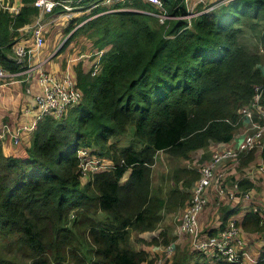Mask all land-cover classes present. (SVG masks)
Masks as SVG:
<instances>
[{"label": "trees", "instance_id": "1", "mask_svg": "<svg viewBox=\"0 0 264 264\" xmlns=\"http://www.w3.org/2000/svg\"><path fill=\"white\" fill-rule=\"evenodd\" d=\"M35 1L22 0L16 15L0 8V66L9 72L27 67L12 54L20 29L39 16ZM94 1L101 0L84 4ZM162 1L171 17L165 23L144 0L101 4L94 17L70 20L64 49L78 38L104 54L96 73L76 66L82 98L75 106L43 117L14 154L0 143V264H142L150 255L135 247L133 234L156 230L165 208L185 207L201 176L199 167L180 165L155 184L159 154L180 161L204 150L207 161L213 145L241 131V109L257 86L264 107V0H217L191 23L186 0ZM247 29L254 37L246 42ZM124 136L129 145L120 147ZM260 143L240 154V169L264 163V135ZM81 148L111 168L83 183ZM248 179L240 188L252 192ZM221 211L219 229L204 236L218 235L238 212ZM242 228L264 233V215L250 210ZM165 264L239 263L175 247Z\"/></svg>", "mask_w": 264, "mask_h": 264}, {"label": "built area", "instance_id": "2", "mask_svg": "<svg viewBox=\"0 0 264 264\" xmlns=\"http://www.w3.org/2000/svg\"><path fill=\"white\" fill-rule=\"evenodd\" d=\"M85 0H36L35 6L39 8V16L36 22L29 27L24 28L26 33H31L33 39V46L28 47L24 42L23 36L16 41L13 49V58L16 62L22 66L27 67L19 72H9L3 66H0V89L7 87L17 81L28 82L30 62L32 55L42 48L46 42V33L44 25L41 22V17L47 13L55 12V9L61 7L62 13L66 18L72 19L75 17L77 11H81V8H88V11L92 12L93 9L99 7L104 3H111L113 0H101L94 1L90 4H84ZM150 2L154 6L159 8V12L156 13L160 23L171 18L164 8L162 0H144ZM22 5L17 3L6 2L0 0V8L8 10L13 15H16L21 10ZM214 7H206L205 10L209 11ZM103 13V12H102ZM188 15L184 16L191 23V18L200 13H193L188 10ZM95 16V15H94ZM93 16V17H94ZM104 54V50H94L91 54H85L88 58L94 56V60L91 63L92 73H96L99 70L101 57ZM39 82L42 86V92L31 98V102L21 112L19 117V126L15 131H10L7 126H4V130L0 132V138L4 137L5 132H11L13 140L20 143L22 137L25 134L33 132L38 122L45 116L51 115L55 118L61 117L69 107L75 106L82 98V92L78 87L77 78L74 73L68 69L67 73L59 78L51 73L41 72L39 76ZM255 95L251 103L244 106L241 109V116L243 120L247 121V129L244 131L243 137L239 138L236 135L230 142L220 143L213 145L212 157L209 161H206L202 165L201 173L202 178L197 181L191 190L192 199L189 205L183 210V215L180 224V232L188 235H194L195 240L193 246L198 250H205L209 253L222 257L223 259L233 263L243 264H256L263 260L254 258L253 254L248 250L240 249L236 247V242L240 239L241 228L235 220H230L227 227L222 230L218 235L204 236L201 235L200 229V216L206 206L209 204L207 190L210 187L211 180L217 177L220 180L223 177V172H220L222 164L231 159L237 160L242 152L249 151L251 149L261 146V139L264 135V107L261 104V87H255ZM26 92L30 93L31 89H26ZM240 133V132H239ZM80 158V167L82 170V177L88 178L100 171L107 170L112 164L106 163L103 165L102 159L96 157L87 149H81L78 154ZM264 174V163L258 165ZM89 178V179H90ZM220 195H228L231 198H235L241 194L245 198H251L249 191L243 193L239 190L238 184H234L231 188L226 189L223 185L219 186ZM255 211L257 209L255 208ZM175 245L170 244L167 247V251L173 253Z\"/></svg>", "mask_w": 264, "mask_h": 264}, {"label": "crops", "instance_id": "3", "mask_svg": "<svg viewBox=\"0 0 264 264\" xmlns=\"http://www.w3.org/2000/svg\"><path fill=\"white\" fill-rule=\"evenodd\" d=\"M121 1H125V0H113L111 3H104L103 5H106V7L112 9L115 4H117ZM215 1H217V0H214V1L209 0L208 2H205V0H186V4H187L188 10L193 11V13H201V11L205 10L206 7H208L210 4L214 3ZM15 3L21 4V5L23 4L22 0H16ZM81 9H82L81 11H79V10L77 11L75 16H78L79 14H83V13L86 14V12L88 11V8H81ZM61 11H62V9H61V7H59L55 10V12L44 14L41 17V22L44 25V29L46 31L45 32L46 33V42L42 48L37 50L32 55L31 62H30L31 71L29 72V81L28 82L17 81L16 83H13L7 87H3L2 89H0V132H2L4 130V126H7L11 132L15 131L14 129H16L19 126V123H20L19 117L21 116V112L23 111V109L29 105V103L31 102L30 101L31 98H33L35 95H38L42 92V86L39 82V76H40L41 72L51 73L52 75H55V76L61 78L67 73V71L69 69L74 73L75 77L77 78L76 66L79 65V63H82L83 69L85 71H89V69L91 67L90 59L94 56H92L88 59L84 58L85 61L80 60L77 62V60L82 55L85 54V53H82L81 49H80L79 42L81 43V40H79L78 38L75 40H72L69 43V45L64 49V45L69 40V39H67V36H68L67 28L68 27H66L64 34H63V36H66V37H64L63 41L60 43L62 45L63 50L62 49L59 50L60 49L59 48L58 50H55L53 53L47 52V45H48L47 33H48V30L46 27L52 23L59 24L58 23L59 20L64 19L63 18L64 15L60 13ZM65 20H67V19H65ZM35 22H36V20L34 21V23ZM67 22L69 23V21H67ZM31 25L22 27L20 29V31L22 32L21 35L23 36L24 42L26 43V45L28 47L33 46V39H32L31 33H28V32L26 33V30H24V28L29 27ZM71 46H73L72 49H73L74 53H72L71 51L65 53V50ZM85 48H87V50H85V51H89L93 47H92V44L91 43L89 44V41H87V42H85ZM48 62H52V66L49 69L46 68V65L48 64ZM29 88L31 89L30 93L26 92V89L28 90ZM243 121H244L243 127H242L240 133L237 134L239 138L243 137L244 131L248 127L247 121L245 119ZM11 132H5L4 137L0 138L1 146L7 154H14L18 150V145H16L14 143L13 138L11 136ZM24 140H26V137H24ZM28 143L29 142L27 141V144ZM212 150H213V148L210 149V151H212ZM198 151L202 152L203 154L205 153L204 150H198ZM235 167H237L235 164V161H233L231 159L226 160L222 164V166L220 167V172H223V177L221 178L223 181V187H225L226 189H229L234 184H238L239 190L243 193H246L249 190L243 191L240 188V183H241L242 179H244V178L248 179L249 177H247L246 175H241L239 173L237 175ZM128 176H129V173L126 174V177H128ZM248 180H250V179H248ZM224 181L226 182L225 184H224ZM263 183H264V178H263ZM255 186H256V183H254V187ZM212 188H215V189H211L207 195L208 200H209V204H210V202H212V196L215 195L216 197H218V208L219 209H220L219 205L223 204L225 206L227 204V206L229 208H235L238 210V212L236 214L232 215L229 218L226 225L228 224V222L230 220L236 221V223L241 228L240 239L238 242H236V247L240 248V249L248 250L250 253H252L251 250L254 248H253V245H251L250 243L255 238V237H253L254 234H257V233H252V236H250V234H251L250 232L243 230L242 220H243L244 216L246 215V213L249 212L252 208V205H253L252 204L253 203L252 198L254 196L253 195L254 192L252 193L249 191L251 194V198H249V199L245 198L244 196H241V194L235 198H231L228 195H223V196L220 195L219 191H218L219 187L217 188V186H212ZM212 191H215V192H212ZM172 207L164 209L162 220H164L166 213H177L178 211L182 210L181 211V214H182L183 210L185 209V207H183L181 205L175 206L176 208H172ZM200 222H201V227H203L206 223V219H205L204 214L201 216ZM161 223H162V221H161ZM161 223H160V225H161ZM221 224H222V218H221V215H218L216 217V220H215V225L211 226L210 228L211 229H213V228L219 229ZM160 225L158 226V228L160 227ZM158 228L156 230H158ZM259 242L260 241H258L257 244ZM256 248H260L259 250L256 251L258 254V258H260L261 254L264 253V242L263 243L260 242Z\"/></svg>", "mask_w": 264, "mask_h": 264}, {"label": "rangeland", "instance_id": "4", "mask_svg": "<svg viewBox=\"0 0 264 264\" xmlns=\"http://www.w3.org/2000/svg\"><path fill=\"white\" fill-rule=\"evenodd\" d=\"M208 1L209 0H205V2H208ZM212 1H214V0H212ZM60 13H62V12H60ZM84 15L92 16L93 14H92V12L87 11L86 14H84ZM63 18L64 19L59 20V22H58L59 24L52 23L46 27L48 30V33H47V42H48L47 52L48 53H53L55 50H58L59 48H60L59 50L62 49V45L60 43L63 41L64 37H66V36H63L66 27H68L70 25V19L66 18L65 16H63ZM65 19H67V20H65ZM67 21H69V23ZM263 27H264V23L262 22L259 25V29H261V34H259V35H262V28ZM251 34H252V31L247 29L246 34H245V41L246 42H247L248 37H254L253 34L252 35ZM69 36L70 35L67 36V39H69ZM85 42H87V41H85ZM85 42L83 41V39L81 40V43L79 42L81 52L85 53V54H91L95 50L94 49L95 47L92 46L93 47L91 49L92 51L91 50L85 51V50H87V48H85ZM89 42L91 43V41H89ZM262 46H264V44H262ZM72 47L73 46L68 47L65 50V53H67L69 51L74 53ZM13 56L14 55L12 54V57ZM84 58L88 59L87 56L82 55L77 60V62L80 60L85 61ZM93 60H94V57H92L90 59V62L92 63ZM51 66H52V62H48V64L46 65V68L49 69V68H51ZM131 132H133V130ZM23 140H24V136L22 137V140L19 144H21ZM129 142H130L129 139L126 138V136L120 137V141H119L118 145L120 147L128 146ZM14 143L16 145H18L17 142L14 141ZM81 149H87L92 154H94L96 157L102 159L104 166L106 165V163H110L109 160H107L106 158H101L99 156V154L96 151L92 150L91 148H89V149L88 148H81ZM81 149L78 150V154H79V151ZM210 152L212 155V151H210ZM204 155H205V153L203 154L202 152L197 151V152H194L192 154L190 159L179 161V160H175V159L170 158L166 153H160L158 156L156 165L154 166V173H153L154 183L158 184V182L162 179L161 177H163V175L168 174V171L170 169L173 170L175 167H178L180 165L199 167L200 172H201L202 165L206 163L205 160L202 161ZM211 157H210V159H211ZM209 160H207V161H209ZM238 160H239V157L237 158V160H235V164L237 166V167H235V170L237 172L236 174L238 175V173H239L241 175H246L247 177H249V179H251L254 183H256V186L254 188H252V193L254 192V194H253L254 196L252 198V202H253L252 204L253 205H252L251 210H253L254 212H260L264 215L263 171L258 166L261 161L259 162V160L256 159L248 167L240 169ZM110 168H111V166L109 168H107V170ZM202 176L203 175L201 173L199 180L202 178ZM89 178L90 177H88V178L82 177L83 183L88 182ZM127 178L128 177H126V179ZM199 180H197V181H199ZM212 186H217V188L220 186V180H218L217 177L214 178L213 181L211 180L210 187L207 190V195L211 189H215V188H212ZM212 192H215V191H212ZM191 199H192V193H191ZM190 200L186 205H189ZM219 206L221 207L220 209L218 208V197L213 195L212 196V202H210V204H208L206 206V208L204 209V211L201 214V216L204 214L205 219H206V223L203 227H201V222H200L199 231L202 229L201 235H206L209 232V231H207V229H211L210 227L215 225L216 217L218 215H221V212H222L221 209L224 207L223 204L219 205ZM225 206H227V204ZM255 208L257 209V211H255ZM181 211L182 210L178 211L177 213H166L165 218H164V220H162V223H161L160 227L158 228V230L139 232V233L133 234V241H134L135 247L139 250L147 251L150 255L149 259L144 261L142 264H165V262L169 258H171V256H173V254L175 253V250L173 251V253H170L167 251V247L170 244L176 245L175 246L176 248L177 247L178 248L184 247V248H188V249L189 248L193 249V247H194L193 242L195 240V236L180 232L181 219H182V215L184 213V212H182V214H181ZM201 216H200V220H201ZM243 230H244V228H243ZM250 236H252V232H251ZM253 237H255V238H254V240L251 241L250 244L253 245L254 249H252L251 251H252L254 258H258V254L256 251L259 250L260 248H256V247L258 246V244L260 242L261 243L264 242V233L254 234ZM168 241H170V242L168 243ZM258 241H260V242L257 244ZM239 264H243V263H239Z\"/></svg>", "mask_w": 264, "mask_h": 264}]
</instances>
